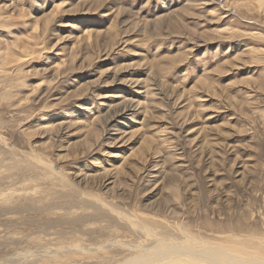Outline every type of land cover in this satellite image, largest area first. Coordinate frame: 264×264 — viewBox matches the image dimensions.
I'll return each mask as SVG.
<instances>
[{
  "label": "rangeland",
  "instance_id": "374dc122",
  "mask_svg": "<svg viewBox=\"0 0 264 264\" xmlns=\"http://www.w3.org/2000/svg\"><path fill=\"white\" fill-rule=\"evenodd\" d=\"M172 241L264 257V0H0V264Z\"/></svg>",
  "mask_w": 264,
  "mask_h": 264
},
{
  "label": "bare ground",
  "instance_id": "6f19581e",
  "mask_svg": "<svg viewBox=\"0 0 264 264\" xmlns=\"http://www.w3.org/2000/svg\"><path fill=\"white\" fill-rule=\"evenodd\" d=\"M145 250V253L140 255L138 259L132 260L130 263L140 264L144 261L148 264H166L175 254L181 253L182 256L198 258L202 262L204 261L212 264H264V257H259L257 254L252 257H244L243 254H245V252L243 249L238 247L233 248L231 246H222L221 249L211 250L206 247H183V245L173 243L172 241V243H161L151 250Z\"/></svg>",
  "mask_w": 264,
  "mask_h": 264
}]
</instances>
